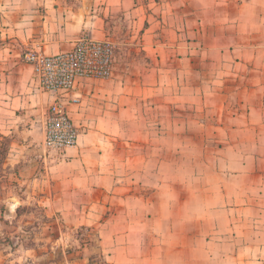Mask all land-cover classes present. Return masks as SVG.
I'll return each instance as SVG.
<instances>
[{
  "label": "rangeland",
  "instance_id": "1",
  "mask_svg": "<svg viewBox=\"0 0 264 264\" xmlns=\"http://www.w3.org/2000/svg\"><path fill=\"white\" fill-rule=\"evenodd\" d=\"M56 1L63 9L58 15L53 10V17L63 24L83 21L75 10L109 8L103 39L84 31L74 48L56 56L75 55L85 41L102 47L88 55V65L105 67L108 75L78 77L74 88L82 80L102 81L104 91L120 93L115 106L132 102L135 112L131 120L124 112L99 127L108 140L100 145L98 166L114 173L120 210H104V225L67 228L32 208L31 220L12 225L20 228L13 234L17 264H231L224 255L225 183L231 186L224 174L225 124L232 126L245 103L264 105V96L254 91L264 87V73L248 68L257 59V41L244 38L257 34L253 9L246 0H138V11L125 5L120 10L119 0ZM49 17L40 12L39 23L47 26ZM50 35L38 32L41 44ZM14 41L7 43L23 59L29 53L46 58ZM236 60L248 67L236 68ZM62 68L42 66L41 77L56 81ZM1 148L0 165L6 142ZM106 177L111 187L112 176Z\"/></svg>",
  "mask_w": 264,
  "mask_h": 264
},
{
  "label": "crops",
  "instance_id": "2",
  "mask_svg": "<svg viewBox=\"0 0 264 264\" xmlns=\"http://www.w3.org/2000/svg\"><path fill=\"white\" fill-rule=\"evenodd\" d=\"M136 1L119 0V8L132 6L138 11L134 8L138 7ZM245 6L253 9V32L257 34L244 38L257 41L253 47L258 55L250 64L238 60L234 64L236 68L249 64L252 71L264 73V58L260 57L264 54V0H246ZM62 9L56 0H0V151L6 142L0 165V264H17L15 254L19 250L13 234L20 228L12 225L31 220L32 208H38L48 223L65 224L67 228L104 225L109 220L104 210H120L116 195L120 188L114 183V173L98 166L103 156L100 145L108 140L99 127L110 117L115 123V119L125 117L124 112L131 120L135 106L132 102L126 107L115 106V96L120 93L104 91L99 87L102 81H80L65 101L68 115L80 132L78 145L66 151L50 149L45 144V124L48 110L59 95L42 88L38 66L26 62L21 52L7 43L14 38L18 46L28 45L48 57L74 48L78 40L74 38L84 31L93 39L104 38V11L109 8H96L94 12L90 8L86 13L75 10L83 18L75 25L60 23V18L53 17V10L58 15ZM45 10L51 23L42 26L39 13ZM66 11L73 14L74 9ZM99 15L103 18L99 19ZM40 31L51 32L45 44H41ZM228 65L234 67L233 60ZM254 91L264 96V87ZM236 115L231 119L232 126L225 124L222 150L224 174L231 182V186L225 183L224 221L229 230L223 254L231 264H264V105L245 103ZM106 176H112L111 187ZM4 238L8 239L5 243Z\"/></svg>",
  "mask_w": 264,
  "mask_h": 264
},
{
  "label": "built area",
  "instance_id": "3",
  "mask_svg": "<svg viewBox=\"0 0 264 264\" xmlns=\"http://www.w3.org/2000/svg\"><path fill=\"white\" fill-rule=\"evenodd\" d=\"M86 42V41H85ZM82 42L75 55H62L53 58L41 59L34 53L25 56V61L38 66L39 83L42 88L59 98L48 110L45 124V144L48 148L58 151H66L78 145L80 136L79 129L74 125L68 115L66 97L74 89L75 81L78 77L93 78L94 72H99L101 77L108 75V69L102 67L97 71L92 70L88 65V55L93 57L102 50L97 49L93 42ZM72 63V64H71ZM54 65L62 68L60 77L56 81H49L42 76V66ZM71 66L69 67V65ZM88 65V66H87Z\"/></svg>",
  "mask_w": 264,
  "mask_h": 264
}]
</instances>
